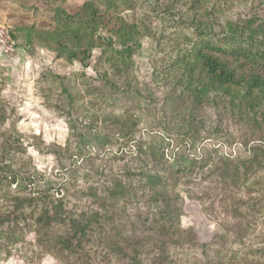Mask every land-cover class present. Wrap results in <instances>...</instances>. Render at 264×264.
<instances>
[{"label": "trees", "instance_id": "16d2710c", "mask_svg": "<svg viewBox=\"0 0 264 264\" xmlns=\"http://www.w3.org/2000/svg\"><path fill=\"white\" fill-rule=\"evenodd\" d=\"M260 1L253 5V0H182L181 24L191 32L181 31L171 40L167 56H173L174 67H165L164 82L151 87L150 93L173 94L171 77L182 86L179 93L184 95L175 98L189 101L184 133L191 143L209 122L210 113L214 116L215 132L222 133L230 122H252L260 133L257 142L244 150L221 153L217 159L210 154L201 158L191 154L187 158L175 152L168 160L164 151L158 153L139 143L126 149L133 139L131 124L135 126V122L125 116L103 115L109 125L124 127L120 132L103 135L110 144L118 145L112 156L124 161L118 165L122 166V173L112 172L94 182L100 184L96 196L100 208L72 205L63 195L50 198L39 191L10 195L5 190L7 195L0 193V252L5 258L18 246L35 243L64 257L66 264H99L95 254L99 247L106 254H114L118 264H175L169 257L168 245L178 239H194V245L200 246L208 258L207 245L197 240L192 227L178 225L176 187L183 178H210L223 190L228 185L240 189L257 186L260 192L251 195L264 197V0ZM237 2L244 8L234 11ZM135 3L136 0H86L75 12L58 6L55 19L63 26L62 32L52 37L49 33L50 41L56 49L65 51L66 60L82 65H86L92 50L99 48L93 81L109 91L138 93L129 73L136 53L135 41L140 37H159L155 31L149 32V24L134 15L122 16L119 25H112L114 15L130 11ZM156 4L154 11L159 19L174 20L175 13L168 4ZM8 28L18 50L23 43ZM161 34L164 39L166 34ZM7 107L0 98V125L10 115ZM68 115V128L76 133L77 119L73 112ZM88 129L92 131L91 127ZM9 132L0 129V186L7 190L15 183L27 186L32 181L29 164H23L19 156V163L13 158L18 148L24 155L23 143ZM240 200L236 201L242 207L249 195L243 194ZM126 208L133 212L126 213ZM208 259L205 264H209Z\"/></svg>", "mask_w": 264, "mask_h": 264}, {"label": "rangeland", "instance_id": "374dc122", "mask_svg": "<svg viewBox=\"0 0 264 264\" xmlns=\"http://www.w3.org/2000/svg\"><path fill=\"white\" fill-rule=\"evenodd\" d=\"M84 1L0 0V24L15 31L18 42L23 43L13 56L0 52V98L8 106L7 110H11L0 129L20 138L25 153L23 155L18 148L13 158L18 163L21 158L23 164H29L32 173L29 185L15 183L9 190L0 186L1 194L39 191L50 198L63 195L78 207L94 205L100 208L96 201L100 184L94 182L112 172L122 173V166L118 165L124 161L112 156L118 145L110 144L103 137L108 132H120L124 127L109 125L105 117L102 119L103 115L125 116L135 122V126L131 124L133 139L126 149L139 143L158 153L164 151L168 160L175 152L187 158L191 154L200 158L210 154L217 159L221 153L244 150L257 142L260 133L252 122H230L222 133L215 132L214 116L210 113L209 122L194 137L196 141L191 138V143L184 133L189 101L175 98L184 95L179 93L182 86L171 77L173 94L159 91L150 95L151 87L156 88L164 82L165 67H174L175 63L171 64L173 56H167L171 40L181 31L191 32L181 24L182 0H136L130 11L114 15L112 25H119L122 16L134 15L149 24V32L155 31L153 33L159 37L158 40L153 36L150 40L140 37L135 41L136 53L129 73L135 79L133 85L138 93L109 91L93 81L98 70L99 48H94L86 65H82L66 60L65 51L56 49L51 43L50 37L61 34L63 27L55 19L56 7L75 12ZM157 1L163 7L168 4L172 8L174 20L163 21L157 17L154 11ZM260 3V0H253V5ZM243 8L244 4L239 2L233 6L234 11ZM100 11L103 12L102 7ZM161 32L166 34L164 39ZM28 39L30 41L26 42ZM114 42H117L116 37ZM70 112L77 119L76 133L68 128ZM82 119L86 122L81 123ZM187 179H181L176 187L180 206L178 225L192 227L197 240L207 245L209 259L200 246L194 245V239H178L168 245L169 257L175 264H205L206 259L210 260L209 264H264V197L257 199L251 195L260 189L254 185L241 189L228 185L223 190L210 178ZM245 193L249 200L240 207L237 203ZM126 211L128 214L133 212L127 208ZM97 250L99 264H118L114 254H106L100 247ZM23 261L28 264H66L64 257L35 243L18 246L8 258L0 252V264H22Z\"/></svg>", "mask_w": 264, "mask_h": 264}, {"label": "built area", "instance_id": "2783aa9c", "mask_svg": "<svg viewBox=\"0 0 264 264\" xmlns=\"http://www.w3.org/2000/svg\"><path fill=\"white\" fill-rule=\"evenodd\" d=\"M16 45L11 38L10 29L0 24V52L4 55L13 56L16 53Z\"/></svg>", "mask_w": 264, "mask_h": 264}]
</instances>
